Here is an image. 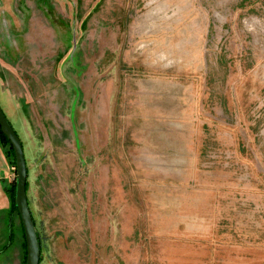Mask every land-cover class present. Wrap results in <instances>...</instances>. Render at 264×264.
I'll list each match as a JSON object with an SVG mask.
<instances>
[{"label": "rangeland", "instance_id": "1", "mask_svg": "<svg viewBox=\"0 0 264 264\" xmlns=\"http://www.w3.org/2000/svg\"><path fill=\"white\" fill-rule=\"evenodd\" d=\"M0 108L39 264H264V0H0Z\"/></svg>", "mask_w": 264, "mask_h": 264}, {"label": "water", "instance_id": "2", "mask_svg": "<svg viewBox=\"0 0 264 264\" xmlns=\"http://www.w3.org/2000/svg\"><path fill=\"white\" fill-rule=\"evenodd\" d=\"M0 130L9 140L15 155L16 164V189L15 204L22 223L26 242V261L25 264H39L40 246L36 233V228L28 206L26 195L27 169L22 143L14 128L9 123L0 108Z\"/></svg>", "mask_w": 264, "mask_h": 264}, {"label": "trees", "instance_id": "3", "mask_svg": "<svg viewBox=\"0 0 264 264\" xmlns=\"http://www.w3.org/2000/svg\"><path fill=\"white\" fill-rule=\"evenodd\" d=\"M10 123V122H9ZM11 124V123H10ZM16 132V131H15ZM17 134V133H16ZM0 136H2L6 141H8L9 142V140L6 138V136L5 135H3L2 134V132H1V130H0ZM9 144H10V142H9ZM10 148H11V150H12V152H13V154H14V151H13V149H12V146H11V144H10ZM14 159H15V155H14ZM15 189H16V184H14V188H13V190H12V192H13V194H14V197H13V208H14V210H16L17 211V213H18V210H17V207H16V204H15ZM26 190H27V178H26ZM18 215H19V213H18ZM20 217V216H19ZM21 225H22V223H21ZM22 230H23V227H22ZM23 234H24V231H23ZM24 240H25V237H24ZM25 245H26V242H25ZM40 262V261H39Z\"/></svg>", "mask_w": 264, "mask_h": 264}]
</instances>
